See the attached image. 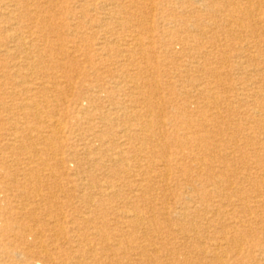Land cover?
Instances as JSON below:
<instances>
[{
  "label": "bare ground",
  "instance_id": "6f19581e",
  "mask_svg": "<svg viewBox=\"0 0 264 264\" xmlns=\"http://www.w3.org/2000/svg\"><path fill=\"white\" fill-rule=\"evenodd\" d=\"M0 264H264V0H0Z\"/></svg>",
  "mask_w": 264,
  "mask_h": 264
},
{
  "label": "rangeland",
  "instance_id": "374dc122",
  "mask_svg": "<svg viewBox=\"0 0 264 264\" xmlns=\"http://www.w3.org/2000/svg\"><path fill=\"white\" fill-rule=\"evenodd\" d=\"M57 9H58V6H57ZM54 11H55V10H54ZM56 12H57V11H55V13H56ZM53 23H55V24H59V21L56 20V22L53 21ZM51 39L53 40L54 37L51 36ZM230 60L233 61L234 58H231ZM231 77H236V76H235V75H232ZM234 83H235V82H234ZM234 83H230V84H234ZM230 84H227V85L225 86V88H227V89H226L227 91L235 92L238 88H240V86H238V85H234V86H233L234 90H231L230 87H229Z\"/></svg>",
  "mask_w": 264,
  "mask_h": 264
}]
</instances>
